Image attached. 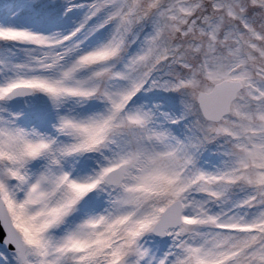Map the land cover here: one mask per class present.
<instances>
[{"label":"snow or ice","instance_id":"obj_1","mask_svg":"<svg viewBox=\"0 0 264 264\" xmlns=\"http://www.w3.org/2000/svg\"><path fill=\"white\" fill-rule=\"evenodd\" d=\"M0 264H264V0H0Z\"/></svg>","mask_w":264,"mask_h":264}]
</instances>
